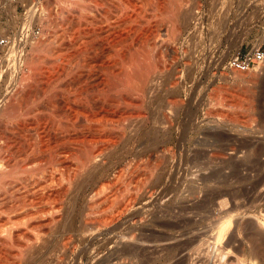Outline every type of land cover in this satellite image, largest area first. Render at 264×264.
I'll return each instance as SVG.
<instances>
[{"label":"rangeland","instance_id":"obj_1","mask_svg":"<svg viewBox=\"0 0 264 264\" xmlns=\"http://www.w3.org/2000/svg\"><path fill=\"white\" fill-rule=\"evenodd\" d=\"M94 1L96 0H20L16 10H2L1 29L10 35L11 43L13 41L18 49L15 48V52L13 50V54L10 53L8 57L9 63L13 60L8 73L11 78L8 75L0 78V105L8 104L10 94L17 87L24 86V91L29 90L26 88L33 81V100L25 91L28 97L23 92L20 100L17 99V102L25 104L23 107L18 106L17 102L14 107L9 106L10 102L8 106L13 110L17 107L14 113L25 109L24 107L40 105L39 103L42 104L41 110L44 109V93L48 85L44 84L41 77L42 81L39 77H36L37 81L31 80L26 73L30 69L35 70L32 71L34 73L47 67L59 69L62 64L54 59L52 52L57 45L64 46L67 54L74 53L69 37H65L62 44L55 39L60 21H64V27L70 30L72 24L92 22L94 16L108 23L111 19L117 20L119 15L118 20H124L125 15L115 8L117 0H99V3ZM139 1L141 0H132V3L136 5L138 2L139 7L145 2L149 4L144 5L146 8L142 6V9L133 4L139 18H142H137V21L148 22L149 29L152 28L145 38L140 35V41L135 39L137 42L134 41L129 48L130 51L135 45L132 50H136V54H133L134 51H126L127 65L124 64V67L129 65V68H125L123 82L127 84L128 78L136 77L137 80L133 79L135 83L139 84L140 78L143 83L140 82L142 86L139 84L137 88L138 107L131 110L129 105L123 103V108L120 106L117 109L118 113L125 114L122 120L124 124L121 123L123 127L120 126L119 130L123 129L120 132L123 134H118V131L119 138L115 134V142L118 143L111 150L114 154L110 156L112 163L110 160V164L107 162L106 173L109 175L103 181L105 184L112 183L116 177L120 184L116 180L115 183L120 188L115 183L114 186L118 189L108 187L109 183L104 184L106 189L103 195L106 193V196L102 197L101 194L97 197H102L101 202L96 197L97 202L95 198L91 200L90 196L87 199L78 198L74 204V225L70 232L64 230V223L53 230L48 226L49 229L45 227L47 230L42 227L41 232H47H44L47 243L20 264H264L261 245L264 243V62L260 67L247 72L232 71L227 67V60L235 51L264 44V0H157V6L162 5L159 6L160 11L156 6V15L151 1ZM150 4L153 5L151 9L154 8L152 11ZM28 7H35L32 19L24 17ZM143 8L147 9V13ZM105 9L111 18L107 15V18L96 17ZM105 21L103 24H107ZM143 22L139 23L146 25ZM24 23L26 26L21 31L23 36L19 37L20 26ZM34 24L40 27L38 35L32 31ZM156 30L158 33H155ZM146 38L149 40L143 41ZM35 42L45 44L40 48L35 46L34 49ZM7 49L9 52L10 48ZM127 53L133 54L132 60L135 59L136 62H130ZM54 60H57L56 64ZM53 65L55 68H52ZM133 67L135 71L131 70ZM24 80L29 81V85L26 83L25 86ZM244 93L250 96L251 104L236 105L234 97ZM40 97L44 98L43 102L42 99L38 101ZM129 110L132 112L129 113ZM11 111L8 110L3 116L0 113V120L19 119L21 111L19 114L16 112L19 115L16 118L15 114H9ZM136 111L137 116L134 113ZM131 113L133 118L130 117ZM127 114L131 115L127 117ZM129 122L139 126H135L134 140L130 141L127 140L130 126L126 125H130ZM0 125L2 131V121ZM221 149L223 150L220 151ZM117 172H120V180L115 174ZM11 176L13 175L9 174ZM3 177L5 178L1 179L7 182L0 179L3 182L0 181V188L4 184L0 190L6 193L4 189L9 186V177ZM111 190L118 194L114 196L113 193L112 196ZM130 191L135 196L129 195ZM3 192H0V196ZM5 195L2 197L7 203L8 194ZM130 196L135 197L131 198L133 201L128 199ZM127 200L131 202L128 204ZM92 201H95L94 205ZM87 202L92 203L89 208ZM121 203L125 208L122 207V211L117 207ZM116 208L121 213L118 214ZM4 214L6 212L1 214L0 220L4 219ZM106 216L112 219L109 218V222L103 220ZM98 220L104 222L103 226H100ZM169 222L178 223L179 226L165 227V223ZM25 224L28 226L26 222ZM25 224L20 223L22 229L17 224L16 230L28 229ZM27 232L26 236L34 234L30 228ZM1 234L4 236L5 231ZM23 236L21 235V241L25 240ZM12 244L9 247L7 245V248L3 246V249L0 245L2 264H15L16 259L20 262L15 256L20 247L14 242ZM130 244L136 252L135 258L124 257L118 261L112 259L113 252ZM2 251L7 253L3 254Z\"/></svg>","mask_w":264,"mask_h":264},{"label":"bare ground","instance_id":"obj_2","mask_svg":"<svg viewBox=\"0 0 264 264\" xmlns=\"http://www.w3.org/2000/svg\"><path fill=\"white\" fill-rule=\"evenodd\" d=\"M108 1H111V0H108ZM117 1H118L117 5L115 3V5L117 7L115 6V8H117V12H122L125 15V18L123 21L118 20V17L120 15L118 17H116L117 20L111 19L112 22L110 21L109 23L103 19L105 21V23L107 22V24H103L104 21H102L101 19H98V18L96 19L95 16L92 17L93 20L95 19V21L93 22V20H92V22L91 21L89 22L88 21L89 19L87 20V18H88L87 17L86 20L88 22L86 23V21H85L84 22L85 24L77 23V24L71 25V23H70V25H71L70 30L69 29L67 30L66 29L67 27H64V24H63V23H65L64 21L63 22L60 21L61 23L60 22L58 23V29H56L57 31H55L56 32L55 33V39L57 42L62 44L61 42L65 39V37H69V42L72 45V46L71 45L70 46L73 47L72 49H73L74 53L70 52L69 54H67V52H66L67 49L64 46L59 47L57 45V48L54 47V51H52V52H54V54H53V56H55L54 59L56 58L62 64V66H60L61 65L60 63L58 64L60 66V68L58 67L59 69L56 70L57 67L55 68V66L53 65L54 67H52V68H55L54 69L55 71H54L51 69L50 65L47 63L52 72L50 71V69L48 67H47V69H42V71L41 70L39 72L36 71L37 73H34L35 70H32V69H30V71H27V73L24 71L28 78H30V79L32 78L31 80L35 79L37 81L36 77H39V78L41 77L44 84L48 85V86H46V88H47L46 90L43 88L45 90L44 94H46V95H44L40 92L42 95L46 96V99L40 97V99L38 100V101H41V99H42L41 102H43L45 100V102H44L45 104L43 103L44 109L42 108V110H41L40 105H42V104L39 103L38 101H36V103L40 104V105H37L40 108L37 106H32L29 108L24 107L25 109H22V107L25 104L22 105V103H20L22 101H20V102L18 101L19 102L18 103L17 99H19V97L21 98L22 97L21 94H24L23 92L26 91V90L24 91V89H23L24 86H20L22 88L17 87V89L14 90L10 94V98L7 101L8 104H9V102L11 104V105L9 104V106H13V107L16 106L15 105L16 102H17V105L19 104L18 106H22L21 108H19V110L22 109V110H20L21 112L18 111V112H20V115L22 117L18 115L19 119H16V120L11 119L10 117H9L10 120H8V119L6 120L3 118H2V120H0V122L1 121L3 122L2 131L0 129V176L1 175H3V176L7 175V177H9V174L13 175V176L8 178L9 179L8 180L9 186L6 185L7 187H5L6 189H4V191L6 190V193L1 191L2 190L1 188L3 187L4 184H2L1 185L2 187L0 188L1 189L0 192L8 194V197L6 199L7 203H5V201H3V200H5L3 197L6 195L2 193L0 196V212H1L0 216L3 212H6V215L4 214L5 217H3L4 219L0 220V245L2 246V249H3V246L6 247L8 245V247H9V244H11V246H12L13 245L12 243L14 242L17 244V246L20 247L18 250L19 253L15 254V256H17L19 258L20 262H17V259L13 257L14 259H16L14 261H16V263H18V264H20L23 259H25L27 257L29 258V256L31 257L32 254H34L42 246L44 247V244L47 243L46 242L47 239L44 235L45 231H43V233L41 232L42 227H44V228L49 227L53 230V228L57 229L59 227L58 225L64 223V225L66 226V227H64V230L70 232V230L72 229V225H74L73 224V222H74L73 216L75 214L74 204L78 198L86 197V199H87V197L90 196L89 198H91V200H94L93 198H95V197L97 198L98 196L100 197L101 194H102L101 195L102 197L106 196L105 195L106 193H104V195H103V192L106 189L105 185L107 183H109L110 185L107 184L108 187H115L114 183L116 181L119 183L118 179L115 176H114L115 179H113L114 182H113V180L112 181L108 180V181H111L112 183L106 182V181H105L106 184L103 183L104 179L107 177V174L109 175V173H106L107 172V162H108V160L111 161L110 156L111 155L113 156V154H114V153H112L111 150L112 149L114 150L113 147L118 143V142L117 143L115 142V139H116L115 134L118 137V134L121 131L123 132V129L121 131H119V130L121 127H123V125L121 126V123L124 124L123 123L124 121L122 122V120H124L125 114H123V113L120 114V112L118 113L117 109L123 103L129 105V107L132 108L131 110H133L135 108V106L138 107V105H136V103L139 102L137 100V90H138L137 88L139 87L138 86L139 84L142 86V83H143L140 80L141 79L140 77H139L140 79H138V80L142 83H140V82H139V84H138V82L135 83L134 82L135 80H133V79L137 80V78L133 77L132 79L128 78L127 84L126 83H125L126 85L124 84V82H123L124 77H125L124 71L126 68V66L124 67V64H125V60L127 59V57L125 56L126 55L125 53L127 50L129 51L130 47L133 46L135 39H137V41H140L139 39L141 37L145 38V35L147 34L148 30L150 31V29L152 27L149 29V24L146 20H145V22H147V24L144 23L143 21H139V22H143L146 25H142V23L140 24L137 21V18H139V14L136 13V11H135L137 8H140V7L142 9V6H144V5L147 6V4H149V3L145 4L146 3L145 2L144 5L139 7L137 5L139 3L137 2V4L135 5L134 3H132V0H117ZM141 1H139V2H141ZM147 1L148 2L151 1V3L155 6L154 7L155 11L153 10L154 14L161 10L159 8V6L161 7L162 1L160 2L161 5H159V6H157V0H147ZM159 1L160 0H158V2ZM94 2L99 3L100 1L96 0ZM133 4L136 7L137 6L138 7L136 9L133 8ZM96 5H98V4L96 3ZM102 5H104V4H102ZM153 5L150 6V9ZM145 6H144V8H146ZM156 6H157V8H159L157 12H156ZM98 7H99V5H98ZM12 8L15 9L14 4L6 3L2 10L4 12H8V10H10ZM34 8L35 7H33V9L32 8L27 9V12H26L27 15L24 16V17H26V19L27 18L32 19V17H34L33 12L36 11V10H34ZM154 8H152V9H154ZM152 9L150 11H152ZM144 10H146L145 12L147 13V9H144ZM138 11H140V10H138ZM97 13H99V12H97ZM107 13H108V10L105 9V10H103V12L100 16L98 14L96 17L105 16L107 18V16H109V15H107ZM150 13H153V12H150ZM35 14H36V12H35ZM143 15H144V13H143ZM151 15H149V16H151ZM155 15H153V16H155ZM185 15H187V13H185ZM185 15H183V17H185ZM146 16H147V14H146ZM153 16H151V17H153ZM140 18H141V16H140ZM140 18H139V20L142 19V18L141 19ZM146 18H143V19H146ZM171 18H172V16H171ZM119 19H120V17H119ZM188 19H189V17H188ZM108 20H109V18H108ZM147 20L149 21L148 18H147ZM152 22L153 21L151 20V23ZM149 23H150V21H149ZM66 25H67V23H66ZM157 27L155 26V28H157ZM149 33H151V32H149ZM155 33H158V31L156 30ZM151 34H149V36ZM140 35H141V37H140ZM173 37H175V36H173ZM8 38L10 41L8 46H7V48H10V50L8 52V57H9V54L12 53L13 50L15 52V48L18 49L17 48L18 46L15 47L14 46L15 43H13V41L11 43L12 39H11L10 35H8ZM149 38L148 39L146 38L143 41L149 40ZM137 41H135V42H137ZM32 42H34V41H32ZM35 43L33 45H34V47L36 46L37 48H40V47L44 46V44H45L44 42H43L44 44L42 43L43 45L42 44L39 45L40 43H36V44ZM138 43H140V42H138ZM30 45H31V42H30ZM146 46H148V45H146ZM31 47H33V46L31 45ZM36 47L34 49H36ZM134 47H136V46L134 45ZM131 50L129 51V53H131V52L133 53V51H134L133 54H136L135 53L136 50H132V51ZM129 53H127L128 54L127 56L130 57V58L128 57L131 60L130 62H136L135 59H134V61L132 60V57H134V56H132L133 54L129 55ZM153 56H154V54H153ZM11 57H14V56H11ZM168 58H170V57H168ZM57 60H54L53 62L55 63V61H56V63H57ZM128 62H129V60H128ZM165 63H166V61H165ZM160 64H161V62H160ZM125 65H127V64H125ZM164 65H166V64H164ZM128 66H127V68H129ZM130 67H131V65H130ZM132 69L134 70L135 67L131 68V70ZM152 69L153 68H151V70ZM148 70H150V69H148ZM32 71H34V72H32ZM130 73H131V71H130ZM132 73H133V71H132ZM148 73H150V72H148ZM126 74H128V73L126 72ZM135 74H136V72H135ZM26 76L23 77V74H22L23 78H25ZM127 77H129V75ZM130 77H132V74ZM23 78H21V79L23 80ZM39 78H38V80H39ZM41 78H40V81H42ZM144 78H146V77H144ZM164 79H165V77H164ZM24 81H25V86H27V84L29 85V83H30L29 81L28 82H26V80H24ZM31 83L28 86V88H26V89H29L26 92H28V95L32 99L33 93L35 95V92H33L35 89L33 87L35 85L34 86L32 85L33 86L32 87ZM19 84L21 85L22 82ZM149 88H151V87H149ZM26 92H25V94H26ZM140 92H142V91H140ZM26 96H27V94H26ZM233 100L236 103V105L237 104L240 105L243 103H245V105L246 104L249 105V104H251V101H252L250 96L246 93L236 95ZM12 101H13V103H12ZM26 101H28V99ZM136 101H138V102H136ZM30 102H27V103L29 104ZM8 104L6 103V104L0 105V113H2L1 114L2 116L6 112H8V110L11 111L12 107L10 108L8 106ZM12 104H14V105H12ZM16 108H14V110L12 109L13 111H11V112H13V113H11V112L9 113V114H12V116L15 114L16 115V116H14L15 118L18 117L17 116L18 112L16 111L17 113L16 112L14 113ZM121 109H120V111L122 112L123 109L122 110ZM131 110H129V113ZM126 112H127V110H126ZM126 112H124V113H126ZM134 113L136 114V116L138 115L137 111ZM131 114H127V117H129L128 115H131ZM132 116H133V114L130 117L133 118ZM28 117H30V118L32 117L33 119H27ZM167 117H168V115H167ZM135 119L136 118L134 117V120ZM130 120H131V122L132 121L134 122V120L129 119V121ZM125 121H127V120H125ZM126 123H128V122H126ZM129 124L130 125L126 124L127 126H130V128L128 127L129 130L126 128L128 130V132L130 131V133H129L130 135L127 137L128 141H130L131 139L134 138V136H135L134 131L136 130L135 129L136 125H134L130 122H129ZM171 125H172V123H171ZM169 126H170V124H169ZM117 132H118V134H117ZM120 134H123V133H120ZM163 138H164V136H163ZM124 144H127V143H124ZM158 144H160V142ZM163 144L165 145V143H163ZM156 145H157V143H156ZM222 150L223 149H221L220 151H222ZM220 151L217 150L218 155H220ZM117 158H116V160H117ZM110 163H112V161ZM110 163L108 162V164H110ZM116 167H117V165H116ZM108 168H109V166H108ZM112 172H114V171L112 170ZM120 172L115 173V174H117V177H119V180L121 179V175L119 176ZM121 174H122V172H121ZM3 176L1 178H5ZM7 177H6V179H7ZM109 177H111V176H109ZM207 179H208V177H207ZM1 180L4 182H7L4 179H1ZM208 180H210V178ZM2 181H1V183H3ZM115 185H116V183H115ZM9 187H10V189L8 190L7 188H9ZM118 188H120V187H118ZM118 188H116V189H118ZM116 191H118V190H116ZM131 192L132 191L128 192L129 195L133 194V192L132 193ZM113 193L114 192L112 191V193H111L112 196H113ZM116 193H114V196H116L118 194V193L117 194ZM109 194H110V191H109ZM109 194H107V195H109ZM2 195H4V196L2 197ZM129 195H127V196H129ZM133 195L135 196V193ZM8 198L10 200H8ZM96 198H95V201H96ZM129 198L131 199L133 197L130 196V197H128V199ZM97 199H99V198H97ZM105 200L106 199H104V201ZM129 201H128V204H129ZM94 202H93V205H94ZM100 202H101V200H100ZM90 203L91 202H89V204H88V202H87L88 208H89V205L92 204V203L91 204ZM122 204L123 203H121V206H117L118 208H120L119 209L120 211H122L121 210V208L123 207ZM125 204H124V206H125ZM119 210L117 209V213ZM81 213H83V212L81 211ZM119 213H121V212H119ZM112 216L114 217L116 215H111V217ZM111 217H107L108 220H107V218L104 217L103 220L106 219V221L109 222V218H111ZM99 221L100 220H98V222ZM101 221H102V218H101ZM25 222L28 224V226L25 224ZM92 222H93V220H92ZM20 223H24L27 227L30 228V230L34 234L32 236L30 235L31 237L26 236V234L29 233V232H27V231H29V228L26 229L25 225L23 227H24V229L27 230V231L25 230L27 233L24 230H21V231H19L18 229L16 230L17 224H19V226H17L19 228ZM99 223H101V222H99ZM102 224H104V222H102L100 224V226ZM64 225H62V227ZM92 226H94V225H92ZM176 226H179L178 223H173V222L165 223V227H167V228L168 227L169 228L176 227ZM19 229H22V228L20 227ZM2 231L3 232L5 231L4 236L1 234ZM51 232H53V231H51ZM45 233H47V232H45ZM21 235H24L23 236L25 239L24 241H21ZM46 236H48V235H46ZM19 237H20V239H19ZM132 239L133 238L131 237V240ZM261 245H262V250H264V243H262ZM6 248H4V249H6ZM3 252L4 251H2V253ZM6 253H3V254H6ZM13 253H15V250ZM8 254H12V253L8 252ZM111 255H112V259H117V261H118L124 257H129V258L133 259L136 257V252L133 249V246L130 244L128 246L117 249ZM5 256H7V255H5ZM0 261H1V259H0ZM2 261H3V259H2ZM1 262H0V264H2ZM56 264H58V263L56 262Z\"/></svg>","mask_w":264,"mask_h":264},{"label":"built area","instance_id":"obj_3","mask_svg":"<svg viewBox=\"0 0 264 264\" xmlns=\"http://www.w3.org/2000/svg\"><path fill=\"white\" fill-rule=\"evenodd\" d=\"M19 2L20 0H0V15L6 3L14 4L16 10V7L19 4ZM25 26L26 23L20 26L19 29L20 32L18 35L19 37L23 36V33L21 31H23ZM32 31L34 32V34L37 35L40 32V27L37 24H34L32 27ZM9 42L10 41L8 38V34H5V32L1 29V24H0V78L2 76L6 77V75H8L13 64V60L10 63L8 61L7 46ZM263 62H264V44H259L249 49H245V50L239 49L234 53H232L227 60V67L232 71L247 72L252 69H256L260 67ZM10 76L11 74L8 75V77Z\"/></svg>","mask_w":264,"mask_h":264}]
</instances>
